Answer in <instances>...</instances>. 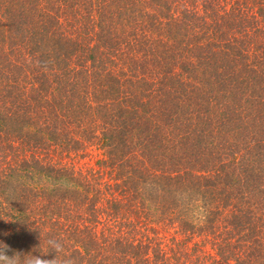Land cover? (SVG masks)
<instances>
[{"label": "trees", "instance_id": "trees-1", "mask_svg": "<svg viewBox=\"0 0 264 264\" xmlns=\"http://www.w3.org/2000/svg\"><path fill=\"white\" fill-rule=\"evenodd\" d=\"M84 139L104 188L43 156ZM40 234L79 264H264V0H0V241Z\"/></svg>", "mask_w": 264, "mask_h": 264}, {"label": "rangeland", "instance_id": "rangeland-1", "mask_svg": "<svg viewBox=\"0 0 264 264\" xmlns=\"http://www.w3.org/2000/svg\"><path fill=\"white\" fill-rule=\"evenodd\" d=\"M84 140L85 148L79 154H75L73 153V151L69 152V148L62 149V146H54L50 150L43 151V156L46 157V162L51 161V163L53 164L54 162H56L66 165V167L70 171H73L75 175H89L94 179L92 181L95 186L104 188L105 184L114 182L110 179V175L108 172L109 170L102 163V161L106 159V157L105 155H103V150L99 147L98 144H96V140L94 142H90L86 139ZM22 155L23 154L19 155V159H21ZM48 179L45 178L44 180H41L39 182L37 181L40 189L47 188L50 191V188L52 186L50 185L51 182H48ZM40 183H43L44 185ZM145 223L147 224V226L144 227V229H146V232H148L147 236L153 237L156 243H161L162 246L168 250L174 246L172 236H177L178 240L183 239V237L180 235H174V231L176 229H174L173 227H164L162 224H159L157 220L151 215L146 218ZM197 244L198 246L195 248H198L197 250L199 252L201 249L203 251L211 249L206 240L201 241ZM189 246L192 249V243L190 245L188 244V247Z\"/></svg>", "mask_w": 264, "mask_h": 264}, {"label": "clouds", "instance_id": "clouds-1", "mask_svg": "<svg viewBox=\"0 0 264 264\" xmlns=\"http://www.w3.org/2000/svg\"><path fill=\"white\" fill-rule=\"evenodd\" d=\"M151 190L152 186H148ZM174 198L177 203L185 209L189 210V206L199 198L197 193L191 190H179L174 193ZM41 244L46 245L48 251L41 252L39 256L29 254H22L17 251H13L10 247L0 241V264H79L76 257L70 255L65 246L63 238H56L49 236L44 239L40 234ZM40 244V246H41ZM12 252V255L7 253ZM50 253H54L55 256L52 259H43V256H48Z\"/></svg>", "mask_w": 264, "mask_h": 264}]
</instances>
